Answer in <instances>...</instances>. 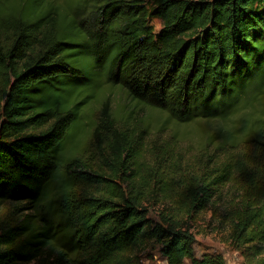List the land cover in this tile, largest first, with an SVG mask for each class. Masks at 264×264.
<instances>
[{"label":"trees","instance_id":"trees-1","mask_svg":"<svg viewBox=\"0 0 264 264\" xmlns=\"http://www.w3.org/2000/svg\"><path fill=\"white\" fill-rule=\"evenodd\" d=\"M44 1L0 7V264H140L151 246L167 264H227L194 253L207 210L264 264V0H95L81 21ZM101 74L147 110L125 115L134 130L106 104L85 112ZM210 118L195 156L172 152Z\"/></svg>","mask_w":264,"mask_h":264},{"label":"rangeland","instance_id":"rangeland-1","mask_svg":"<svg viewBox=\"0 0 264 264\" xmlns=\"http://www.w3.org/2000/svg\"><path fill=\"white\" fill-rule=\"evenodd\" d=\"M5 0H0V7L2 2ZM19 5H24L25 0H17ZM95 0H52V8L50 9L49 16H56L58 11H67L70 16H74L77 21H81L82 18H87L90 16L89 10L92 8ZM43 6L45 7L48 2L43 0ZM95 7H93L94 9ZM150 23L154 26L155 31H159L162 27V20L158 17H151ZM2 38L5 37V33H2ZM90 64L84 65V71L86 75H91L92 71L90 69ZM88 94L89 103L85 112L91 116L92 119L97 118L100 115V110L103 106H106L107 111L112 113L115 128L118 130L131 131L134 130L136 123L132 122L129 124V129H124L127 126L124 125L123 121L125 115L130 109L134 110V114H148L145 108L136 104L131 98H129L126 93L119 88L117 85H113L107 75L101 74L97 80L96 86L90 89L87 93L79 96V99L84 95ZM151 120L161 122L164 120L163 115L157 113H151ZM2 118H0L1 124ZM83 121L85 119L83 118ZM141 124V123H140ZM222 125L221 118H210L204 124L193 122L187 126L186 135L183 138L179 137L181 140L176 143L173 153L183 152L186 158H190L196 155L198 148L201 144L206 142V134L203 129L207 132H213ZM139 128L143 126L139 125ZM171 124L167 123L163 130L155 127L151 130L150 138L151 148L155 152H163L166 149V141L169 138L173 140V132ZM182 128H178L181 130ZM139 131V130H136ZM141 131H139L140 133ZM80 132L78 135H81ZM84 136V133H83ZM82 136V137H83ZM177 137V139H179ZM89 145L93 144V136H90ZM84 140L82 139V143ZM150 144V143H149ZM93 146V145H92ZM85 153V152H84ZM98 153H94L93 157H97ZM158 208L155 207L151 211V215L157 218ZM189 230L193 233L194 242L193 250L197 257L209 253V254H219L223 257L227 264H244L243 256L240 250H237L229 241L228 230L220 223H217L216 215H213L211 210L204 211L195 220H192L189 224ZM29 264H34L31 262ZM140 264H167L166 258L160 252L157 246L147 248L143 253L140 254ZM185 264H190L189 260L185 261Z\"/></svg>","mask_w":264,"mask_h":264}]
</instances>
